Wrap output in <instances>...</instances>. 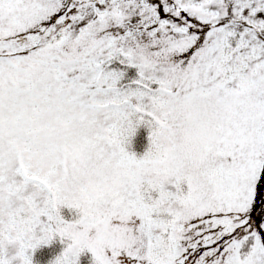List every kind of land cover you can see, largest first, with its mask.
I'll list each match as a JSON object with an SVG mask.
<instances>
[{"label": "snow or ice", "instance_id": "1", "mask_svg": "<svg viewBox=\"0 0 264 264\" xmlns=\"http://www.w3.org/2000/svg\"><path fill=\"white\" fill-rule=\"evenodd\" d=\"M53 244L264 264V0H0V264Z\"/></svg>", "mask_w": 264, "mask_h": 264}, {"label": "trees", "instance_id": "2", "mask_svg": "<svg viewBox=\"0 0 264 264\" xmlns=\"http://www.w3.org/2000/svg\"><path fill=\"white\" fill-rule=\"evenodd\" d=\"M141 135H140L141 138L144 137L145 132L143 131ZM59 251H60V247H58L57 244H53L51 247L41 248L38 251L36 258L39 261V264H48V261L53 259L55 257V255L58 254Z\"/></svg>", "mask_w": 264, "mask_h": 264}, {"label": "rangeland", "instance_id": "3", "mask_svg": "<svg viewBox=\"0 0 264 264\" xmlns=\"http://www.w3.org/2000/svg\"><path fill=\"white\" fill-rule=\"evenodd\" d=\"M142 132H143V130H141V132H140V135L142 134ZM146 135V134H145ZM142 136V135H141ZM140 139V141H139V143H140V145H143L144 144V140H145V136L144 137H139ZM57 246L58 247H60V245L59 244H57ZM37 254H38V252H37Z\"/></svg>", "mask_w": 264, "mask_h": 264}]
</instances>
